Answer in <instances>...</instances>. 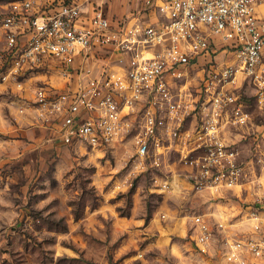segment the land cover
<instances>
[{
  "label": "built area",
  "instance_id": "2783aa9c",
  "mask_svg": "<svg viewBox=\"0 0 264 264\" xmlns=\"http://www.w3.org/2000/svg\"><path fill=\"white\" fill-rule=\"evenodd\" d=\"M131 1L116 20L102 2L11 0L3 82L60 143L129 149L152 192L243 200L238 220L192 214L193 244L210 253L218 231L224 264H264V0ZM50 67L64 83L42 77Z\"/></svg>",
  "mask_w": 264,
  "mask_h": 264
},
{
  "label": "rangeland",
  "instance_id": "374dc122",
  "mask_svg": "<svg viewBox=\"0 0 264 264\" xmlns=\"http://www.w3.org/2000/svg\"><path fill=\"white\" fill-rule=\"evenodd\" d=\"M10 1L0 0V264H224L223 234L210 253L198 254L190 216L225 209L238 220L243 200L163 197L150 190V173H130L129 149L62 144L34 124L31 111L21 112L31 99L3 82L1 24ZM46 1L54 0H37ZM106 1L116 17L136 11L131 0ZM42 74L64 83L57 69ZM255 116L264 125V110ZM257 143L250 134L246 153Z\"/></svg>",
  "mask_w": 264,
  "mask_h": 264
},
{
  "label": "crops",
  "instance_id": "0c3cea01",
  "mask_svg": "<svg viewBox=\"0 0 264 264\" xmlns=\"http://www.w3.org/2000/svg\"><path fill=\"white\" fill-rule=\"evenodd\" d=\"M71 1H75V2H79V3H83V2H88V4L91 6V2H102L103 3V7H104V9L106 10V12L111 16V17H113L114 19H116V20H123L125 17H129V16H131L134 12H130L128 15H126V16H121V17H116V16H114V14H112V12H111V10H110V8H109V6L108 7H106V4H107V1L106 0H71ZM46 2H50V1H46ZM45 2V3H46ZM135 4V3H134ZM88 5V6H89ZM137 8V7H136Z\"/></svg>",
  "mask_w": 264,
  "mask_h": 264
}]
</instances>
